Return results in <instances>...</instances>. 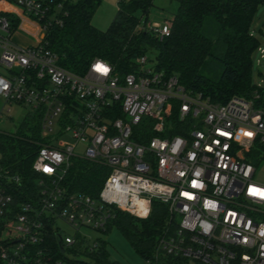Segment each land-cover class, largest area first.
<instances>
[{
	"label": "built area",
	"instance_id": "1",
	"mask_svg": "<svg viewBox=\"0 0 264 264\" xmlns=\"http://www.w3.org/2000/svg\"><path fill=\"white\" fill-rule=\"evenodd\" d=\"M63 14L62 0H0V118L13 104L25 106L22 122L33 118L38 127V139H29L27 197L21 176L0 162V264H95L90 255L112 211L146 218L152 200L166 218L150 264H264V185L246 159L255 144L264 146V82L252 81L247 97L216 103L156 69L147 54L122 76L101 59L72 73L45 47L47 28ZM138 27L160 39L170 19ZM17 32L33 43L18 44ZM254 53L263 64L260 43ZM72 157L108 168L96 197L66 190ZM47 227L59 257L46 243ZM76 234L88 256L68 251Z\"/></svg>",
	"mask_w": 264,
	"mask_h": 264
},
{
	"label": "trees",
	"instance_id": "2",
	"mask_svg": "<svg viewBox=\"0 0 264 264\" xmlns=\"http://www.w3.org/2000/svg\"><path fill=\"white\" fill-rule=\"evenodd\" d=\"M99 1L62 0L61 24L47 28L44 37L45 47L55 53L60 67L82 74L90 62L101 59L122 76L132 71L136 57L153 52L156 69L176 75L185 88L200 92L212 102L251 94V55L258 41L250 32V24L256 7L264 0H177L169 32L160 39L138 27L140 21L147 20L152 0H117L115 14L105 29L89 21ZM260 99L264 107V91H260ZM174 115L175 107L170 114L172 121ZM171 132L177 133L175 129ZM29 139H38L33 118L22 122L12 135L0 134V162L21 176L26 197L33 189L34 177L30 163L35 146ZM246 159L255 168L264 161V146L255 144ZM107 173L102 164L72 157L63 184L68 192L96 197ZM165 218L163 204L152 200L146 218L114 209L106 231L115 227L146 259ZM46 235L53 255L61 256L49 227ZM75 239L68 251L75 257L88 256L83 250L85 240L78 234ZM90 257L95 264H119L107 259L104 241Z\"/></svg>",
	"mask_w": 264,
	"mask_h": 264
},
{
	"label": "rangeland",
	"instance_id": "3",
	"mask_svg": "<svg viewBox=\"0 0 264 264\" xmlns=\"http://www.w3.org/2000/svg\"><path fill=\"white\" fill-rule=\"evenodd\" d=\"M116 3L117 0H100L90 17V24L98 29H105L115 14ZM176 7L177 0H152V4L147 11V20L161 21L163 19H170ZM262 30H264V1L256 7L250 24L251 34L264 48V34L261 32ZM24 35L22 32H17L13 35V38L20 45L33 43V39ZM147 56L152 60L154 53H148ZM256 56V53L253 51L250 67L251 79L255 82H264V63L258 65L255 62ZM258 71H261L260 74H258ZM25 114V106L11 105L8 114L2 115L0 118V130L6 133L16 132L20 123L26 118ZM77 148L79 147L77 146ZM253 177L256 182L264 185V161L256 164ZM56 223L61 226L63 234L71 233L69 228L60 221ZM101 236L109 261H115L119 264H150L146 259L137 254L115 227H110L107 231L101 233Z\"/></svg>",
	"mask_w": 264,
	"mask_h": 264
},
{
	"label": "snow or ice",
	"instance_id": "4",
	"mask_svg": "<svg viewBox=\"0 0 264 264\" xmlns=\"http://www.w3.org/2000/svg\"><path fill=\"white\" fill-rule=\"evenodd\" d=\"M247 135H251V133H247Z\"/></svg>",
	"mask_w": 264,
	"mask_h": 264
}]
</instances>
